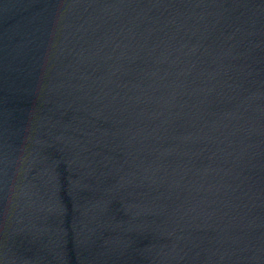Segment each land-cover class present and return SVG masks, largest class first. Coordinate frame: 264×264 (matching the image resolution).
<instances>
[{"label": "water", "instance_id": "obj_1", "mask_svg": "<svg viewBox=\"0 0 264 264\" xmlns=\"http://www.w3.org/2000/svg\"><path fill=\"white\" fill-rule=\"evenodd\" d=\"M203 0H0V246L115 87Z\"/></svg>", "mask_w": 264, "mask_h": 264}]
</instances>
